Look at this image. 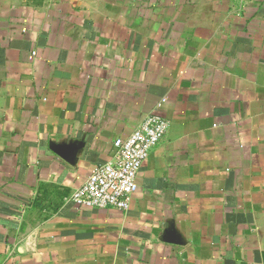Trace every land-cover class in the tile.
Returning <instances> with one entry per match:
<instances>
[{"label":"crops","instance_id":"crops-1","mask_svg":"<svg viewBox=\"0 0 264 264\" xmlns=\"http://www.w3.org/2000/svg\"><path fill=\"white\" fill-rule=\"evenodd\" d=\"M151 113L130 207H78ZM0 264H264V0H0Z\"/></svg>","mask_w":264,"mask_h":264},{"label":"built area","instance_id":"built-area-1","mask_svg":"<svg viewBox=\"0 0 264 264\" xmlns=\"http://www.w3.org/2000/svg\"><path fill=\"white\" fill-rule=\"evenodd\" d=\"M169 125L166 117L151 113L128 137L117 138L113 159L97 166L87 176L73 192V202L78 207L127 210L132 195L138 190L139 171Z\"/></svg>","mask_w":264,"mask_h":264}]
</instances>
